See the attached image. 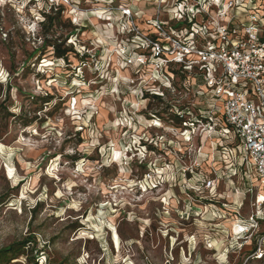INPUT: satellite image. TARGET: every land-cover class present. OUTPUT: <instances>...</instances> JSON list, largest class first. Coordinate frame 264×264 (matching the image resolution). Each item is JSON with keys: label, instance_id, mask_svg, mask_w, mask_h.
I'll return each instance as SVG.
<instances>
[{"label": "rangeland", "instance_id": "1", "mask_svg": "<svg viewBox=\"0 0 264 264\" xmlns=\"http://www.w3.org/2000/svg\"><path fill=\"white\" fill-rule=\"evenodd\" d=\"M176 1L0 0V249L17 248L8 264H264V186L248 190L239 158L221 157L237 141L185 130L177 111L197 98L186 72L164 86L149 61L123 57L124 45L139 51L132 28L155 36L159 15L186 25L170 18ZM238 9L243 21L264 18V0ZM253 215L257 227L239 233Z\"/></svg>", "mask_w": 264, "mask_h": 264}, {"label": "built area", "instance_id": "2", "mask_svg": "<svg viewBox=\"0 0 264 264\" xmlns=\"http://www.w3.org/2000/svg\"><path fill=\"white\" fill-rule=\"evenodd\" d=\"M241 1L177 0L170 18L186 21L185 26L168 24L159 15L154 21L155 36L132 28L133 47L139 51L131 54L127 45L121 50L126 65L142 67L149 61L154 83L172 87L179 70L187 73V88L197 98L192 106L177 111L185 130L200 124L209 134L236 140L235 146L222 147L221 157L230 162L239 158L235 174L248 178L251 190L255 181L264 186V18L259 12L250 13L244 21L238 18ZM211 3L216 6L215 15L209 11ZM123 14L132 17L129 8ZM139 83L147 89L145 78ZM203 101L205 106L200 105ZM201 185L211 193L216 190L214 178L206 176ZM257 203L263 204L264 197L259 196ZM260 219L253 215L249 230L240 220L239 233L256 228Z\"/></svg>", "mask_w": 264, "mask_h": 264}, {"label": "trees", "instance_id": "3", "mask_svg": "<svg viewBox=\"0 0 264 264\" xmlns=\"http://www.w3.org/2000/svg\"><path fill=\"white\" fill-rule=\"evenodd\" d=\"M46 16L52 19L50 15H46ZM57 50H58V56L63 57L65 51L61 50L60 48H57ZM28 241H31V240H27L26 242H23L22 246L23 247L27 246ZM15 245L16 244L0 249V264H8L11 262L12 259H14L12 258V255H14L17 251V248Z\"/></svg>", "mask_w": 264, "mask_h": 264}, {"label": "bare ground", "instance_id": "4", "mask_svg": "<svg viewBox=\"0 0 264 264\" xmlns=\"http://www.w3.org/2000/svg\"><path fill=\"white\" fill-rule=\"evenodd\" d=\"M159 122V121H158ZM154 123L153 125H159V123ZM188 134V133H187ZM116 159H118V157H119V154H118V152H116ZM12 172H13V170L11 169V168H9V173L10 174H12ZM113 229V239H114V242H115V245H116V247L118 248V250L120 249V246L122 245L121 244V238H120V236H119V233H118V230H117V228L115 227V226H113L112 227ZM236 230L239 232V229H238V227H236Z\"/></svg>", "mask_w": 264, "mask_h": 264}]
</instances>
